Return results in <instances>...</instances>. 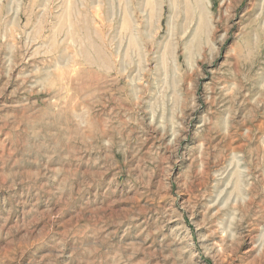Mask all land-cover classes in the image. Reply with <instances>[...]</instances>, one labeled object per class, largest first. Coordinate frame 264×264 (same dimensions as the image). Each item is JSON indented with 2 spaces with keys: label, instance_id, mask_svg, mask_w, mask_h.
<instances>
[{
  "label": "rangeland",
  "instance_id": "obj_1",
  "mask_svg": "<svg viewBox=\"0 0 264 264\" xmlns=\"http://www.w3.org/2000/svg\"><path fill=\"white\" fill-rule=\"evenodd\" d=\"M0 264H264V0H0Z\"/></svg>",
  "mask_w": 264,
  "mask_h": 264
}]
</instances>
